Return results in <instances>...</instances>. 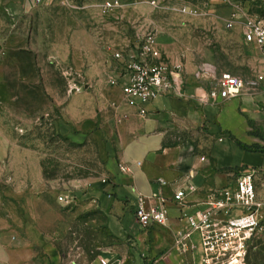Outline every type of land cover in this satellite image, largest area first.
Masks as SVG:
<instances>
[{
    "label": "crops",
    "instance_id": "1",
    "mask_svg": "<svg viewBox=\"0 0 264 264\" xmlns=\"http://www.w3.org/2000/svg\"><path fill=\"white\" fill-rule=\"evenodd\" d=\"M200 2L183 0L187 8L201 10V16L184 14L180 28L157 29L162 52L172 63L183 65L185 97L162 96L142 103L109 86L116 61L107 51L108 33L90 28L94 16L108 15L103 13L105 3L6 0L11 16L40 14L47 22H65L59 30L30 33L28 48L36 50L35 38L59 39L50 42L54 48L48 57L65 69L64 94H57V101L66 102L58 132L70 144L95 148L100 159L99 178L80 185L92 198L89 205L106 216L117 245L102 252L94 264H100V259L121 264H205L199 233L191 235L186 253L175 244L178 233L189 231L185 217L209 209L215 195L233 188L247 171L256 172L257 195L264 202V82L253 84L257 76H264V64L262 50L245 38L248 21L264 25V19L257 20L238 4L220 9L219 0H212L209 13H204ZM76 22L85 24L84 29H78ZM211 37L217 39L221 52L210 46ZM36 53L41 68L45 58ZM224 73L246 82L240 97L226 101L210 97ZM4 96L10 98L6 89ZM28 158L27 151L19 159L9 158L4 163L9 174L4 176L22 182L20 195L37 199L47 181L41 163L35 173H12L14 165L27 167ZM105 178L110 186L101 184ZM180 191L186 195L178 204L174 199ZM0 194V264H62L52 239L22 218L10 197ZM138 194L150 203L167 200L165 226L144 227L135 219L132 199ZM235 215L236 210L228 217ZM220 218L225 219V214Z\"/></svg>",
    "mask_w": 264,
    "mask_h": 264
},
{
    "label": "rangeland",
    "instance_id": "2",
    "mask_svg": "<svg viewBox=\"0 0 264 264\" xmlns=\"http://www.w3.org/2000/svg\"><path fill=\"white\" fill-rule=\"evenodd\" d=\"M93 1L119 2L121 5L106 16H94L90 27L93 31L108 33L107 41L102 40L107 42L110 57L114 49L129 43L132 46L138 31H157L163 25L180 28L184 23L182 9L187 8L183 0ZM153 1H157V8L151 6ZM211 1L201 0L199 6L205 8L204 13H209ZM219 2L220 9L238 4V8L256 16L257 20L264 19V0ZM195 9L199 13L195 16H201L203 12ZM64 23L58 19L47 22L40 14L11 16L6 0H0V193L14 201L27 223L36 224L52 239L62 254V264H94L102 252L117 245L107 229L106 216L89 205L92 198L80 185L86 180L99 178L100 159L96 157L95 148L70 144L58 132L66 105L65 101H57L58 95L64 94L61 81L65 69L64 65L61 68L48 57L54 48L50 42L59 39L35 38L36 50L32 49L33 46L28 48L30 33L59 30L65 28ZM75 25L84 29L85 24L76 22ZM209 42L221 52L217 39L211 37ZM36 51L46 59L42 62L44 67H39ZM4 89L10 94L9 99L5 98ZM25 150L31 157L28 158L29 164L27 167L14 165L12 173H35L36 165L41 163L47 181L45 187L41 186L37 199L20 195L22 182L10 181L4 176L9 174V167L4 163L9 158L19 159ZM105 180L108 179H101L102 185ZM35 187L37 185L33 183L31 190L35 191ZM32 210L35 213L30 212ZM261 217V230L247 248L246 264H264V209Z\"/></svg>",
    "mask_w": 264,
    "mask_h": 264
},
{
    "label": "built area",
    "instance_id": "3",
    "mask_svg": "<svg viewBox=\"0 0 264 264\" xmlns=\"http://www.w3.org/2000/svg\"><path fill=\"white\" fill-rule=\"evenodd\" d=\"M150 4L158 7L157 1ZM120 6L119 2H106L103 13L108 14ZM182 13L194 16L199 14L196 9L189 12L188 8H183ZM245 30L246 41L256 44L262 50L264 64V25L249 20ZM157 38L158 31L141 30L132 46L114 52L116 65L110 71L108 83L109 86L120 89L128 100L151 103L162 96L185 97L183 65L172 63L160 49ZM262 82L264 76H257L253 84ZM246 87L247 84L242 79L231 73H224L211 91L210 97L225 101L236 99L244 93ZM121 169L126 171L124 167ZM256 178L255 171L242 173L233 188L215 195L210 201L209 209L195 216L185 217L189 231L176 235L177 248L182 253L188 252L191 235L199 233L205 264H246L247 248L261 230V212L264 209V202L257 195ZM104 183L111 185L110 180H105ZM190 190L194 189L190 187ZM185 195V191L178 192L174 201L180 204ZM108 196L112 197L109 193ZM61 201L64 202L62 198ZM132 202L134 217L142 226H165L168 223L166 199H157L150 203L147 198L138 194ZM235 210L237 215L228 217ZM223 214L225 219L220 218ZM100 264H121V261L100 259Z\"/></svg>",
    "mask_w": 264,
    "mask_h": 264
}]
</instances>
